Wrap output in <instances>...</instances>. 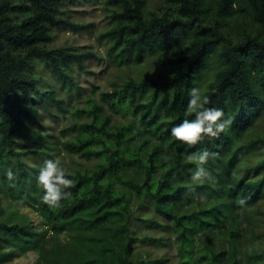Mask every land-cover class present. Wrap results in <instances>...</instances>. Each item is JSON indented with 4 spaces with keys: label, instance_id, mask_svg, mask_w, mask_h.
<instances>
[{
    "label": "trees",
    "instance_id": "trees-1",
    "mask_svg": "<svg viewBox=\"0 0 264 264\" xmlns=\"http://www.w3.org/2000/svg\"><path fill=\"white\" fill-rule=\"evenodd\" d=\"M82 3L107 11L110 28L99 40L116 67L134 74L112 81L99 102L70 110L81 122L64 132L74 135L62 149L95 164L71 171L60 163L73 187L52 208L35 180L26 181L39 175L35 156L43 166V155L60 151L53 135L32 129L33 112L65 103L46 79L70 100L80 95L74 69L97 56L49 44L54 31L83 29L66 15ZM194 87L210 99L205 107L233 123L219 138L189 146L171 129L194 118L187 111ZM203 150L214 154L205 165L211 179L194 185L197 165L187 157ZM0 180L10 198L30 191L26 202L37 213L32 220L0 201V264L31 250L37 264H138L133 204L157 232L151 245L172 229L176 264H264V0H0ZM70 232L71 255L62 258L58 238Z\"/></svg>",
    "mask_w": 264,
    "mask_h": 264
},
{
    "label": "rangeland",
    "instance_id": "rangeland-1",
    "mask_svg": "<svg viewBox=\"0 0 264 264\" xmlns=\"http://www.w3.org/2000/svg\"><path fill=\"white\" fill-rule=\"evenodd\" d=\"M160 0H148L149 4H158ZM66 15L70 17L74 23L83 26V29L79 32H71L69 30L54 31L52 40L49 44L50 48L60 47H77L83 52H92L97 57L84 62V70L74 69V80L78 84L80 89V95L73 100L68 99L60 89V86L54 80L46 79L45 86L52 87L57 93L58 97L64 98L65 103L62 104V108L58 109L53 104L42 103L35 109L33 115L36 119L33 123L32 129L40 131L48 135H53L55 142L59 146V152H49L43 155V160H59L69 170H85L86 168H92L95 164V160L86 159L77 154H72L64 151L61 144L66 140L71 139L74 135L72 133L64 132L72 128L73 124L81 122L80 119L71 117L70 110L77 105L83 107L86 105V101L93 99L99 102L100 94L111 89L109 85L112 81H123L128 74H134V71L129 69H123L116 67L106 54L108 43H104L103 40H99V35L105 30L110 28V19L108 18L107 11L100 4L82 3L79 6L66 8ZM43 69V75H45ZM45 78H47L45 76ZM118 120V119H117ZM29 148L30 139H28ZM37 150L41 151L39 147ZM35 167H42V161L39 157H36L31 161ZM36 174L27 176L26 181L28 185L35 180L37 185ZM2 180H0V201L2 206L10 209H17L18 213L29 214L32 220H35L37 213L34 211L35 206L30 207V204L26 201H31L30 191L21 199L17 193H13V197L5 196L1 190L3 188ZM21 200H19V199ZM264 207V203L260 205V209ZM137 204L132 205V212L135 210V215L132 218V233L137 242L134 244L131 260L138 264H176L179 260L178 246L175 242V234L172 229L169 228L166 233H158L163 239L158 243L151 245L148 243L147 238L156 236L157 233L154 230L146 228L141 220H138L139 213L142 210L137 211ZM152 213L151 209L143 211V213ZM71 233V234H70ZM61 234L59 236V253L61 257L67 256L70 251L66 242H70L74 234ZM71 255V254H70ZM60 257V258H61ZM74 257V256H73ZM38 254L36 251H21L16 256L9 258L3 264H37ZM160 260L161 262H157ZM40 264H45L41 261Z\"/></svg>",
    "mask_w": 264,
    "mask_h": 264
},
{
    "label": "clouds",
    "instance_id": "clouds-1",
    "mask_svg": "<svg viewBox=\"0 0 264 264\" xmlns=\"http://www.w3.org/2000/svg\"><path fill=\"white\" fill-rule=\"evenodd\" d=\"M210 99L203 95L199 88H192L189 91V102L187 111L194 114L193 119H185L179 125L172 127V137L189 146H195L202 143L205 138H219L221 133L229 130L233 123L231 117H225V113L220 108L205 107L210 104ZM214 154L207 150L198 151L190 154L187 159L197 165L195 172L191 177L192 184H203L211 179V175L205 165ZM169 159L167 156L163 157ZM9 181H15L16 176L11 168L5 173ZM67 170L60 166V161L46 160L40 168L37 177L38 185L43 189L42 200L49 207L57 208L62 199H68L71 196L70 191H64L73 187V181L67 178ZM12 186H15L14 184ZM194 191V188H190ZM247 198L238 199L237 204L243 207Z\"/></svg>",
    "mask_w": 264,
    "mask_h": 264
}]
</instances>
